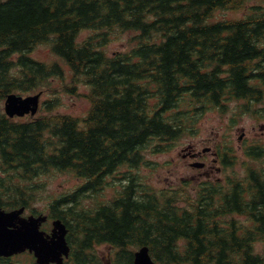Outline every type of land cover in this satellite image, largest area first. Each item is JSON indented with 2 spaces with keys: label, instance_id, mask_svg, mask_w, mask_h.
Segmentation results:
<instances>
[{
  "label": "trees",
  "instance_id": "obj_1",
  "mask_svg": "<svg viewBox=\"0 0 264 264\" xmlns=\"http://www.w3.org/2000/svg\"><path fill=\"white\" fill-rule=\"evenodd\" d=\"M250 1L0 0V208L61 219L75 264H103L91 260L103 244L126 264L144 245L161 264H257L253 242L264 240V142L248 150L249 172L232 181L205 182L193 193L181 185L158 192L127 176L122 193L101 194L118 168L139 169L145 151L167 152L189 135L201 110L224 112L231 98L251 113L264 100V0H253L260 4L252 10ZM88 30L94 33L81 41ZM115 31L138 32L140 42L111 58L102 45ZM51 38L73 74L66 92L79 96L78 84L86 82L93 107L83 121L64 114L13 121L2 107L9 94L64 77L60 65L28 56ZM230 150L217 148L225 167L236 159ZM59 174L74 187L38 208L46 177Z\"/></svg>",
  "mask_w": 264,
  "mask_h": 264
},
{
  "label": "rangeland",
  "instance_id": "obj_2",
  "mask_svg": "<svg viewBox=\"0 0 264 264\" xmlns=\"http://www.w3.org/2000/svg\"><path fill=\"white\" fill-rule=\"evenodd\" d=\"M254 3V2H253ZM90 34L88 32H83L80 36V40L86 39ZM135 33H121L116 34L113 37V41L105 48L108 53L114 55L120 51H126L132 48L136 41L132 39ZM32 56L38 60L50 62L55 59L54 54L52 53L50 45H39L32 52ZM66 69V78L65 82L69 83L71 79L69 68L63 64ZM54 88L59 89L61 86V79H57L53 83ZM89 88V87H88ZM90 89V88H89ZM80 92L82 96H74L68 93H60L59 103L61 107L59 112L64 114H71L77 117H83L87 115L91 108V101L85 94H88L89 91L85 85H81ZM53 94V92H51ZM52 94H47L45 99L53 98ZM236 104L231 105V109L226 114H221L219 110L210 109L199 119L197 124V130L193 135H187L181 138V141L178 139L170 145V150L166 154L159 155H149L146 156V159L149 158L154 162L153 168L143 166L139 172H133L138 177L139 182H147L150 184L156 191L162 188L172 187L173 185H178L181 182V187L186 186L189 182L192 185H197L203 180L208 179H225L227 174H236L238 176H244L247 172L246 161H244V151L242 155L239 154L237 157L236 164L234 168L229 170L217 172L216 167L213 164L214 156L212 153L207 154V158L200 160L206 163V167L203 170H198L193 168V164L196 159L190 157L191 149L195 151H203L205 148H213L215 142L218 139H223L226 136L228 139L232 138L233 145L237 146L239 149L240 136L245 132L244 139L247 138L249 141L262 140L264 142V134L261 131V126L263 122H258L254 117L250 115H245L240 117L235 110ZM264 107V103H262ZM47 114V112L42 113L41 115ZM233 119L237 120L238 126L232 127ZM167 162L168 167H164ZM212 171V174H207V172ZM235 172V173H234ZM122 174V173H118ZM131 175V174H129ZM118 176L113 175L107 179V184L104 185V188L101 191V194L104 197H113L116 187L115 184L118 182ZM45 180H48L45 191L42 194L41 201L36 204L40 209L49 206L52 202L55 195L62 194L64 191L68 190L70 187H74V181L72 178L68 177L66 174H59L55 177H46ZM44 180V181H45ZM29 212H31L29 210ZM52 226H48L47 229L50 232ZM257 252H264L262 244L256 245ZM95 254L103 258V261L106 264H111V261L114 260L116 251L111 249L110 246L103 245L97 247ZM21 264H28V258L20 257L18 258ZM130 261L129 258H126V261Z\"/></svg>",
  "mask_w": 264,
  "mask_h": 264
},
{
  "label": "water",
  "instance_id": "obj_3",
  "mask_svg": "<svg viewBox=\"0 0 264 264\" xmlns=\"http://www.w3.org/2000/svg\"><path fill=\"white\" fill-rule=\"evenodd\" d=\"M39 97L37 95L23 100L10 96L6 107L8 114L22 116L30 111L35 113ZM24 211L25 208L10 212L0 209V257H11L29 250L34 253L38 264H64L63 256L68 257L70 253L66 225L61 220L55 221L52 234L49 235L40 230L47 217L23 218ZM135 264H154L148 247H143L136 254Z\"/></svg>",
  "mask_w": 264,
  "mask_h": 264
},
{
  "label": "flooded vegetation",
  "instance_id": "obj_4",
  "mask_svg": "<svg viewBox=\"0 0 264 264\" xmlns=\"http://www.w3.org/2000/svg\"><path fill=\"white\" fill-rule=\"evenodd\" d=\"M256 259L260 262V264H264V262H263L261 257H257Z\"/></svg>",
  "mask_w": 264,
  "mask_h": 264
}]
</instances>
